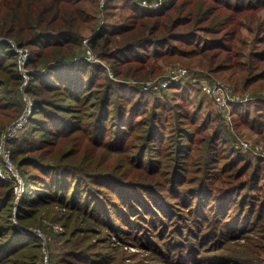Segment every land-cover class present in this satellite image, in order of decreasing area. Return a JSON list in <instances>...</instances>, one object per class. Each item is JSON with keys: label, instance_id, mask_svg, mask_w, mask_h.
<instances>
[{"label": "rangeland", "instance_id": "obj_1", "mask_svg": "<svg viewBox=\"0 0 264 264\" xmlns=\"http://www.w3.org/2000/svg\"><path fill=\"white\" fill-rule=\"evenodd\" d=\"M71 1L65 3L71 7L70 11L82 3ZM98 1L99 9L89 5L85 8L91 19L82 23V28L95 24L96 19L97 28L102 19L110 30L134 28L110 35L115 42L111 48L100 47L103 43L91 47L95 31L88 29L76 49L81 50L78 53L72 55L70 44L59 48L19 47V52L13 49L17 57L6 61L17 63L18 69L12 65L16 72L11 67L0 70L9 82L8 86L0 87V134L2 128L18 119L34 102L14 142V157L19 162V168L13 163L17 178L13 186L0 182V194H9L0 209V258L7 248L19 246V260L22 258L21 262L26 264H34L36 256H39L37 264H264V158L259 161L253 154L234 151L238 139L264 150V137L246 123L235 124L234 105L228 103L222 108L202 90L203 85L220 83L227 88L226 96L248 97L247 102L264 106V100L260 99L264 97V62L250 53L264 52V3L237 12L217 0H176L183 3L193 19L182 17L190 22L177 27L175 33H192L186 38L193 43L177 41L176 48L184 53L143 65L117 58L122 50L128 49L120 54L123 58L141 50L128 46L142 39L140 26L136 29L132 20L127 19L134 16L135 10L119 0ZM109 1L113 7L104 19L102 15ZM136 1L141 4L143 0ZM3 2L0 0V58L7 47L2 42L11 41L18 46L17 39L6 34L8 27L1 21L2 17L7 20L9 15L19 14V0L10 1L14 7ZM245 2L239 0L234 4ZM38 11L36 7L31 13L39 17ZM27 12L25 6L20 10L22 16ZM220 38L227 47L238 42V51L244 50L242 57L231 58L230 51L217 46L198 52ZM238 38L246 44H241ZM87 39L90 40L85 43ZM27 52L29 55L25 57ZM67 56L86 58L89 66L82 75L86 81L91 77L92 67L98 77L93 85L86 83L80 92V102L74 97L67 98L69 92L61 88L43 89L40 95L29 91L31 83L40 81H34L33 76L44 78L46 68L47 71L53 68L50 78L54 80L57 67L51 64L57 58L66 60ZM237 62L251 63L254 69L241 71L240 76L225 69ZM169 75L183 76L180 82L155 90ZM147 83H151L149 90L144 88ZM136 86L149 93L133 90ZM105 94L112 98L108 105L101 103ZM41 99L50 105L41 107L36 103ZM117 100L139 103L132 111L137 114L135 121L143 122L127 135L122 150H114L121 145L123 125L114 118ZM257 105H253L251 115ZM38 109L42 113L35 115ZM159 114L170 118L157 121V135H161L158 141L146 142L150 122ZM32 118H35L32 123H37L35 127L28 125ZM96 122L105 127L103 145L94 136ZM161 124L166 131L160 128ZM215 129L222 132L221 138L215 140V145H208ZM213 149L215 155L205 167ZM237 152L248 156L240 158L239 166L228 171L224 167ZM256 164L263 170L254 175L259 180L253 183L250 177ZM25 174L28 176L23 177ZM135 182H141L143 188ZM31 183L34 184L30 190ZM237 183L238 187H229ZM201 184L208 186L209 191L203 192ZM237 188L238 194H228ZM16 192L19 199L24 195L19 206L14 202ZM214 195L217 201L212 200L211 204L219 209L224 203L230 210L225 218L217 213L222 219L218 223L222 235L205 238L208 229L205 225L200 227L202 218L198 215L206 211V198ZM143 210L149 213L146 219Z\"/></svg>", "mask_w": 264, "mask_h": 264}, {"label": "trees", "instance_id": "obj_2", "mask_svg": "<svg viewBox=\"0 0 264 264\" xmlns=\"http://www.w3.org/2000/svg\"><path fill=\"white\" fill-rule=\"evenodd\" d=\"M8 3L6 4V0H4V5L5 6H9V7H14L10 1L11 0H7ZM77 2H82L81 4L78 3V8H76L73 11L71 10V7L68 8L66 6V2H72L71 0H19V14H12L9 15V19H4V17H2V23H5V27L7 26L8 28L6 29V34L9 35V38L11 36H14L17 39V44L19 47H28V46H38L41 47L43 45H46V47H63L67 44H70V48L71 50H73L72 55L75 53L80 52L81 50H76L77 47H79L81 45V41L83 40V38L85 37L84 35V31H87L88 29L90 30H94V36L93 39L94 42L91 43V47H97L98 44L103 43L100 47H104V48H108V47H112L115 42H113V40L110 38V35H113V33H126L134 28H122V29H116L113 28L112 30L108 29L105 20L102 19V23L100 25V27H96V20H95V24L94 22H92V24L90 26H88L87 28L84 26V28H82V23H86L88 21V19L91 17L89 16L90 12H87L85 10V8L88 7V5L90 7L95 6V10L96 8L99 9V4L97 2H99L98 0H75ZM112 2V0H110ZM109 1V3L106 5L104 13L102 15V17H104V19H106V16H108L109 12L108 9H110L111 7V2ZM122 2V5H125L126 7H128L131 10H135V14L134 16H127L128 20H132L134 26L136 29L138 26H140V33L142 34L141 37L142 39H140L139 41H137L134 44H129L128 46H135V47H130V48H134V49H141V50H137V52L135 54H133V56H125L124 58L120 56V54L123 51L126 50H122L119 52V54L117 55V58L121 59V60H128L127 62H137V63H141L143 65L149 64L151 61H155L158 60L162 57L168 56V55H176L178 53H184V51L182 49H177L176 47L178 46L176 43L177 41L183 42V43H188L191 44L193 43L192 40H188L186 38V36L188 35H193L192 33L187 34V33H175L176 32V28L179 26H183L186 23H188V21L190 22V20L185 21L184 18H188V16H191V20L193 19L191 12H187L186 10H184V5L183 3H178L176 2V0H165L163 6L156 11H151L146 9L145 7H143L138 1L136 0H119ZM218 2H221L224 6L228 7V8H232L234 11L240 12L242 9L245 8H255L256 6L264 3V0H246V2L244 4H234L236 3V1L239 0H217ZM25 6L26 10H28V12L25 15H21L20 14V10L23 9V7ZM36 7H39V17H35L31 12H33L35 10ZM162 17H164L165 19V23H162ZM184 17V18H182ZM93 21V19H92ZM154 21V22H153ZM185 21V22H184ZM16 30H19V34L16 37ZM236 35H238V31L236 32ZM146 36L148 38H146ZM237 38V36H236ZM223 38H220V40H214L212 43H208L207 45L202 46L199 49V53H202L208 49H211L213 47L217 48H223L227 51H230V57H242V53L244 50H240V45L237 42V44L235 46H223L222 45V41ZM242 38H238L237 41H240L241 44H246L245 41H242ZM3 43H7V47L6 50L4 51L3 54H1V58H0V70H5L7 67H11L13 65V68L15 69V67L18 69L17 67V63L15 65V61L14 62H9L8 64L6 63V61L8 60H12L15 57H17V54L14 52L13 47L11 45V41H4ZM129 48V49H130ZM151 52V50H153ZM238 51V52H237ZM250 53H252L251 55L257 58H260L261 61L264 62V52H262V55L259 54H255L254 52L250 51ZM68 54V52H67ZM127 54L126 52H124V55ZM123 55V54H122ZM128 55V54H127ZM251 55H249L251 57ZM85 57H75L73 59H69V56L66 57V60L61 61L59 58L55 59V62L51 65L57 67L56 70L53 72V74L55 75V79L52 80V78H50L52 76V72L53 68L50 69L49 71H47L48 68H46V74L45 77H41V78H35L36 76H33L34 81H39L38 84H36V82H34L33 84L31 83V86L29 88V91L31 93H33L34 95H40L39 93H41V90H55V89H64L65 91H68V97L67 98H75L76 102H80L82 100V98L80 97V92L84 91L83 88L86 87V83H88V86L93 85L94 81L96 79H98L97 76H95V74H93V67L91 70V77L89 78V80H85L84 77L82 76L84 73H86V69L89 66V64L85 61ZM230 66L228 68V70H232L233 74L235 76H240L241 71H252L254 69V66H251V63H249L248 65H246L245 63H241V62H237V63H230ZM50 67V66H49ZM12 68V69H13ZM13 69V70H14ZM68 69V70H65ZM262 69L264 70V67H262ZM15 71V70H14ZM57 71V72H56ZM66 71V72H65ZM16 72V71H15ZM19 72V71H18ZM65 72V73H64ZM44 72H42L43 74ZM68 73H70V75L68 76ZM72 74V75H71ZM3 75H5V73H1L0 72V87L1 86H8L9 82L3 77ZM44 75V74H43ZM32 76V75H31ZM46 78V79H45ZM49 78V79H48ZM16 83L19 86V77L16 76ZM43 84V85H42ZM61 85H64L61 86ZM37 89H39V91H37ZM126 89H129V87H126ZM70 90V91H69ZM133 90H137L140 91L142 93H149L144 91L141 87L136 86V88H133ZM118 99H120L121 97H116ZM122 99V98H121ZM120 99V100H121ZM264 100V99H263ZM112 101V98L109 96V94H105L104 97L101 100V103H103L104 105H108L110 104ZM119 102V100H117ZM122 101V100H121ZM120 101V102H121ZM126 103H118L116 105L117 111L115 112L116 114L114 115V118L117 119V122L122 123L123 125H121L120 130L122 131L121 136H120V146H116L114 150H122L124 149V145L125 144V140L127 135L133 131L136 130V128L143 122L142 120L139 121H135L136 119H134V117L137 115L132 111V108H134L136 105H139V103L135 104V103H131L130 101L124 100ZM36 103H39L42 106H46V105H50L49 102H46L45 100H37ZM167 104V103H165ZM262 104V103H259ZM257 104H253V103H249V102H245V103H241V104H236L232 107V113H233V118H234V122L236 124V122H242L243 124L246 123L248 125V127L254 132H257L258 135H261L264 137V106H260ZM38 105V104H37ZM253 105H257L254 107V114L251 115V111L253 110ZM47 107V106H46ZM160 107V106H159ZM40 109V108H39ZM37 110L39 112L35 113V115L37 114H41L42 111ZM49 111V110H48ZM166 118H170L168 116H166L164 118V115L159 114L156 115L154 117V119L151 120L150 122V126H149V131H147L146 134V142H157L158 138L161 137V135H157V131H156V123L157 121L161 123V121L163 119ZM238 118V119H237ZM35 118L30 119V121L28 122V125H32V127H35V125H37V123L33 124L32 121ZM162 119V120H161ZM237 119V121H236ZM208 120H210V118H208ZM38 122V121H36ZM130 124V126H129ZM206 123H204L205 126ZM28 125L26 126V128L28 127ZM94 136L96 137L97 142L103 145V141H102V135L104 133L105 127L104 125H100L98 122H96L94 124ZM123 126V127H122ZM129 126V127H128ZM124 127H128V128H124ZM25 128V129H26ZM161 129H165L164 128V124L160 125ZM24 129V130H25ZM95 129V130H94ZM236 129V128H235ZM237 131V130H236ZM221 131L219 129H215V131L212 133L213 135L210 138V141L208 143V145H215L216 142L215 140L221 138ZM237 133H239L237 131ZM48 134L45 133V136H47ZM163 138V136H162ZM16 139L12 140L9 143V146L11 148V158L12 161L15 165H17V167L19 168V162L16 161L15 157H14V142ZM161 141V140H160ZM159 145V142H158ZM233 149V148H232ZM234 150V149H233ZM145 151H147V148L145 149ZM236 151V150H234ZM212 154L209 155V158H206L205 160V167L208 166V162L211 161L213 159V155H215L214 153V149L212 150ZM233 153V152H232ZM238 155L234 156V158L232 159V162H230L229 164L225 165L224 168H228V171H233L235 168H237V166H239V164H237V162L241 161V159H245V156L248 155H241L239 152H237ZM240 154V155H239ZM212 155V156H211ZM232 157V156H231ZM253 157V156H252ZM241 158V159H240ZM256 160L262 161L263 158H259V157H253ZM208 159V160H207ZM264 160V159H263ZM153 163V162H152ZM258 163V162H257ZM197 164H195V166H197ZM220 166V164L218 165ZM257 170V172H256ZM263 170V168L259 165L256 164L254 170H253V174L250 177L254 183V181H258L259 177H254V175H256L258 172L260 173ZM200 171V170H199ZM46 173V172H45ZM24 176H28L27 174L23 175ZM14 179H1L0 178V182L6 183L8 182L9 184H11L13 186L15 180ZM174 183V181H172ZM140 189L143 188V186H141V182H135ZM34 184V183H33ZM33 184L31 183L29 189L31 190ZM202 185V191L203 192H207L209 190H207L206 185L201 184ZM237 184H233V186H229L230 188H236L238 187ZM151 189L154 188L155 190H157V188L153 185H150ZM14 189V188H12ZM11 189V192H12ZM28 189V190H29ZM226 189V188H225ZM225 189L222 190L221 193H223L225 191ZM154 191V190H153ZM212 192L215 193L216 189L214 187H212L211 189ZM230 193H234L235 195L239 193L238 188L235 190H232L230 192H228V194ZM3 194H0V209H2V207H4L5 201L8 200V195L6 194L5 196H2ZM213 195V194H212ZM126 196V195H125ZM217 196H210L209 198L207 197V204H206V211L204 212H200L199 213V217H201V223H200V227H202L203 225L206 226V230L207 232L204 234L203 237L205 238H216L222 235V232L219 230V222H222V219L218 218V214L222 215L223 218H225L226 215H228V211L230 210V208H228V206H226L223 203V206H221L219 209H217V207H215V204H211L212 200L215 202L217 201ZM219 197V196H218ZM223 197V196H222ZM24 198V195L21 196V198L19 199V195L16 192V196H15V200L14 202L17 203V205L19 206V200H22ZM42 198H45V195H43ZM10 199V198H9ZM133 199V198H131ZM13 200V198L11 199ZM123 200V199H122ZM227 201H229L228 198H226ZM4 201V202H3ZM230 202V201H229ZM213 203V202H212ZM219 205V203H216ZM159 205V204H157ZM155 209V208H154ZM214 209V212H213ZM153 212V211H152ZM218 213V214H217ZM143 214H145L146 216H143V219H146V217L149 216V213H145V211L143 210ZM227 217V216H226ZM242 217L240 218L241 221ZM207 224H204V223ZM250 223V222H249ZM13 226V225H12ZM9 226V227H12ZM14 228V226H13ZM12 228V229H13ZM11 229V228H9ZM10 242L8 241L7 243H5L2 247H5V245H8ZM32 247L34 248H38L37 244H32ZM2 249V248H1ZM4 252V257L1 259L0 258V263H5V264H26L25 261L21 262L22 258H20L19 260V246H12L7 248ZM4 260V261H2ZM39 260V256H36L35 258V262L34 264H37Z\"/></svg>", "mask_w": 264, "mask_h": 264}, {"label": "built area", "instance_id": "obj_3", "mask_svg": "<svg viewBox=\"0 0 264 264\" xmlns=\"http://www.w3.org/2000/svg\"><path fill=\"white\" fill-rule=\"evenodd\" d=\"M103 2L105 0H102ZM141 5L145 7L148 10L156 11L159 10L163 6L162 0H156V2H148L147 0H143L141 2ZM90 39L85 40V43H87ZM11 45L15 51L19 52V46H16L15 43L13 44L11 42ZM29 54L28 52L25 54V57H27ZM24 64V62H22ZM183 75H169L166 77V80L160 82L161 85H156L154 87L155 90H161V88H165L170 86L173 83L180 82ZM151 86V83H147L146 86H144L145 90H149ZM226 87L222 84L214 83V85H203L202 90L208 94L211 97H214L216 101L218 102L219 106L222 108H226V105L230 103L231 105L241 104L245 103L249 100L248 97L246 98H240L239 96H230L226 93ZM260 99H264V97H261ZM34 105V102H31L28 110H26L18 119H16L14 122L8 124L1 130L0 134V178L1 179H14L17 178L16 170L14 167V164L11 160V148L9 146V143L16 139L19 135V132L23 129L25 126L28 116L30 115L32 111V106ZM228 115L226 114V118ZM228 121L231 120V117L227 118ZM234 149L236 151L242 152L243 154H253L256 157L264 158V150L261 147H253L250 145L246 140L238 139L235 141ZM13 177V178H12Z\"/></svg>", "mask_w": 264, "mask_h": 264}]
</instances>
